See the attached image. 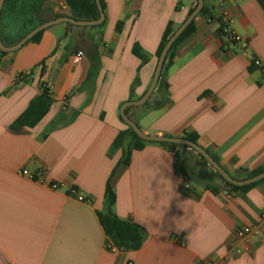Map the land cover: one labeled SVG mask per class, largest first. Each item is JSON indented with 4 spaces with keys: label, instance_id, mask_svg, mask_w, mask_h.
Returning a JSON list of instances; mask_svg holds the SVG:
<instances>
[{
    "label": "crops",
    "instance_id": "0c3cea01",
    "mask_svg": "<svg viewBox=\"0 0 264 264\" xmlns=\"http://www.w3.org/2000/svg\"><path fill=\"white\" fill-rule=\"evenodd\" d=\"M101 1L102 28L58 24L38 43L0 56V264H264V182L246 191L214 182L213 192L188 170L181 174L168 147L145 142L127 164L119 162L134 142L113 147L127 129L120 107L150 86L166 26L176 30L197 0ZM39 2L49 19L68 15L62 0ZM204 4L208 15L195 17L165 71L166 102L157 107L154 96L127 116L148 136L195 135L229 176L242 179L241 171L264 166V71L251 63L264 62V0L223 1L246 54L208 22L219 11L214 0ZM96 41L99 69L87 81ZM78 51L84 56L74 63ZM41 87L53 101L47 115L34 128L12 130ZM108 181L115 216L146 231L139 250L108 249L98 218ZM243 226L261 233L238 240Z\"/></svg>",
    "mask_w": 264,
    "mask_h": 264
},
{
    "label": "trees",
    "instance_id": "16d2710c",
    "mask_svg": "<svg viewBox=\"0 0 264 264\" xmlns=\"http://www.w3.org/2000/svg\"><path fill=\"white\" fill-rule=\"evenodd\" d=\"M41 0H5L3 8L0 14V36L4 45L12 46L18 43L21 39H23L30 31H32L37 26L46 23L48 21L57 19L59 17L64 16H55L54 18H47L43 14V9L41 8L40 2ZM207 0H204V2ZM68 5V17H71L75 20L82 21H94L99 18V12L94 0H66ZM102 9L104 10V4L100 0ZM197 5V4H196ZM196 7V6H195ZM194 7V9H195ZM192 9L189 14L194 10ZM208 15V11L204 4L202 10L199 13V16L206 17ZM104 23H101L98 26L90 27V28H102ZM68 26H73L67 24ZM122 23H118L116 25V29L120 30ZM194 30L193 21L187 26V28L183 31V33L179 36V38L173 43L168 54L166 55L162 72L156 86V92L152 94L150 97L159 95V102L157 103V107L163 105L166 102V83L164 80L165 71L167 67L170 65L171 60L174 57L175 49L179 43H181L185 38H187ZM44 31L35 35L28 43H38ZM175 32L173 30L171 23H169L161 37V41L159 43L156 57L161 54L165 44L167 43L170 36ZM97 45L98 41L94 42L92 47L87 52V58L89 60V71L87 76V81L92 79L98 69H99V56L97 54ZM133 54L141 60V63L146 61V56L143 54L138 46H134L132 50ZM6 53L0 52V56L5 55ZM150 99L144 104L147 106L149 104ZM53 101L50 97V92L46 87H41L40 93L33 98L27 109L20 115V117L13 123L11 126L12 130L17 131L24 127L34 128L37 126L41 120L47 115L50 110ZM128 109H126L125 113L128 115ZM63 119H58L53 122V128L62 122ZM126 138L131 139L133 141V146L129 150H124L123 158L120 160L119 164H127L129 158V152L132 151H140L145 142L141 140L135 133L131 131L127 127V129L123 132H120L116 137L113 147L121 148L123 146V142ZM184 139H188L193 143H197V137L195 135H187ZM162 146L168 147L175 151V161L178 165L179 172L183 174L185 177L187 166L184 163L183 153L179 152L177 149L181 147L184 151L189 148L186 146H179L176 144L169 143H159ZM191 150V149H189ZM193 151V150H191ZM199 158L198 168L196 169L193 177L196 181L204 183L205 187L213 192H216V188H214V182L220 181L223 184V187L229 191H246L258 183L264 182L261 180L253 185L247 187H235L231 184L227 183L216 171L213 170L211 166L205 161V159L197 154ZM213 158V157H212ZM214 159V158H213ZM215 160V159H214ZM264 172V166L258 168L255 171H241L240 175L242 179L254 177L260 173ZM105 201H106V210L104 213H98V218L100 224L103 228L105 235L111 242V245L114 246L118 250H126V251H136L139 250L143 244V241L146 236V231L140 225L129 221L120 220L115 216L112 212V206L115 202V196L112 192L109 181L105 187Z\"/></svg>",
    "mask_w": 264,
    "mask_h": 264
},
{
    "label": "water",
    "instance_id": "95a60500",
    "mask_svg": "<svg viewBox=\"0 0 264 264\" xmlns=\"http://www.w3.org/2000/svg\"><path fill=\"white\" fill-rule=\"evenodd\" d=\"M5 0H0V14L1 10L3 8ZM95 4L97 6L98 12H99V18L94 21H82V20H75L71 17L64 16L59 17L57 19L48 21L46 23H43L36 28H34L32 31H30L23 39H21L18 43L12 45V46H6L3 44L0 36V52L3 53H12L17 50H19L21 47H23L25 44H27L35 35L38 33L45 31L46 29L58 25V24H70L77 27H95L100 25L105 20V15L100 3V0H94ZM204 6V0H197V5L195 9L187 16L185 21L175 30V32L170 36L167 43L165 44L163 50L161 51L160 56L157 59V65L154 71V75L151 81L150 86L148 87L147 91L143 94V96L135 101H129L124 103L119 110V115L122 121L127 125L129 129L133 133L137 135L141 140L144 142H150V143H169V144H176L179 146H186L189 149L193 150L197 154L201 155L205 161L208 163L209 166L213 168L214 171H216L227 183L231 184L235 187H247L250 185H253L261 180H264V172L251 177V178H245V179H234L231 176H229L220 166L219 164L199 145L196 143H193L189 141L188 139H178V138H169V137H157V136H148L141 132L139 127L126 115L125 111L126 109L130 107H140L143 106L152 96L153 92L156 89V86L158 84L163 64L166 58V55L168 54V51L170 50L173 43L179 38V36L183 33V31L187 28V26L197 17L202 10Z\"/></svg>",
    "mask_w": 264,
    "mask_h": 264
},
{
    "label": "built area",
    "instance_id": "2783aa9c",
    "mask_svg": "<svg viewBox=\"0 0 264 264\" xmlns=\"http://www.w3.org/2000/svg\"><path fill=\"white\" fill-rule=\"evenodd\" d=\"M223 1L224 0H214L216 6L218 7L219 11L218 14L215 18L208 19V22H215L217 24V32L220 36L227 38L231 43H235L239 45L240 50L242 53L246 54L248 52V44L247 42L239 36L232 28V17L230 12L223 6ZM61 7L63 10L68 11V5L66 3V0H62L61 2ZM83 52L78 51L74 56H73V62L78 63L82 58H83ZM252 66L256 69H259L261 71H264V62H262L259 59L252 58L251 60ZM48 90L49 88L46 87ZM23 175H28V172L23 170L21 172ZM30 179H34L38 182H42V179L40 176H33L29 175ZM51 188L56 189V185H52ZM71 195H75V191L71 190ZM76 199L80 202H85V199L81 196H77ZM260 226L264 227V213L261 214L260 216ZM261 233V228L259 226L256 227H251V226H243L235 231V236L238 240H246L247 238H256L260 235ZM108 249L110 251H116L114 246L111 244L108 246ZM241 251L236 250L235 253L239 254Z\"/></svg>",
    "mask_w": 264,
    "mask_h": 264
},
{
    "label": "rangeland",
    "instance_id": "374dc122",
    "mask_svg": "<svg viewBox=\"0 0 264 264\" xmlns=\"http://www.w3.org/2000/svg\"><path fill=\"white\" fill-rule=\"evenodd\" d=\"M133 119V122L135 123L136 120ZM179 149L182 151L183 153V158H184V163L186 164V168L189 171L190 174H194L193 172L196 171V169L198 168V163H199V158L197 156V153L191 150H186L184 151L181 147H179ZM216 183L222 185V183L220 181H215Z\"/></svg>",
    "mask_w": 264,
    "mask_h": 264
}]
</instances>
